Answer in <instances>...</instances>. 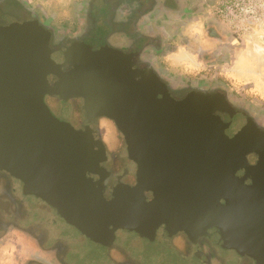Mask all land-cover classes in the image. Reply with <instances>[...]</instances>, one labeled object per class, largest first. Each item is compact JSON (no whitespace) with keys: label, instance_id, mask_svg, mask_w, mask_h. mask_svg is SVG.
Instances as JSON below:
<instances>
[{"label":"water","instance_id":"1","mask_svg":"<svg viewBox=\"0 0 264 264\" xmlns=\"http://www.w3.org/2000/svg\"><path fill=\"white\" fill-rule=\"evenodd\" d=\"M48 40L36 21L0 26V170L100 244L118 229L153 239L160 226L194 236L216 228L223 246L264 264V132L249 118L238 128L214 120L235 113L219 93L175 99L117 49L75 42L64 52L73 68L62 71ZM45 95L82 98L84 129L56 118ZM98 116L113 120L136 163L135 183L117 182L108 198L105 147L89 128Z\"/></svg>","mask_w":264,"mask_h":264},{"label":"clouds","instance_id":"2","mask_svg":"<svg viewBox=\"0 0 264 264\" xmlns=\"http://www.w3.org/2000/svg\"><path fill=\"white\" fill-rule=\"evenodd\" d=\"M136 21L144 44L133 64L150 71L170 92L219 93L264 131V0H147ZM32 19L49 28L87 26L91 0H20ZM140 0H122L126 20ZM147 18V23H145ZM132 64V65H133ZM136 70V68H133ZM137 79H140L137 76ZM0 227V264H59L41 245L40 232L20 218Z\"/></svg>","mask_w":264,"mask_h":264},{"label":"flooded vegetation","instance_id":"3","mask_svg":"<svg viewBox=\"0 0 264 264\" xmlns=\"http://www.w3.org/2000/svg\"><path fill=\"white\" fill-rule=\"evenodd\" d=\"M121 2L122 0H91V5L87 12V26L82 30V34L75 35L74 33L81 32L79 26L49 28L45 26V23L32 19L21 5L20 0H0V26L12 22L36 21L49 33L48 47L50 58L56 64V67L57 64H61V70L68 71L73 68V64L65 59L64 52L67 47L75 42L83 43L92 50L109 47L124 53L130 50V44L132 51L139 49L144 44V38L137 31L136 21L149 6V3L147 0H140V7L135 9L126 20H118L116 8ZM128 5H131V0H128ZM144 22L147 23V18H145ZM129 54L134 63L133 54ZM133 67L140 68L137 64H133ZM47 79L50 84H53L57 81V76L48 74ZM169 93L175 99H180L188 92H182L179 96H176L177 93L175 92L169 91ZM56 97L58 96L56 95ZM72 98H77L83 103L80 97ZM69 99H60V101L68 102ZM227 103L235 111L232 116H236L239 122L238 126L244 124L245 120L249 118L246 113L228 101ZM215 116H218L223 122L234 123L232 116L225 111H216L214 113L212 118L217 120ZM55 117L57 118V116ZM59 120L63 121L62 119ZM104 120L112 123L119 136L113 120L105 116L96 117V121L92 122L89 128L93 138L100 140L103 145V138L106 133ZM72 126L76 129H84L85 116L83 110L79 124ZM119 140L122 141L120 136ZM120 146L123 152L119 150L118 153H115L110 158L107 157L105 148L106 159L100 163L109 172L108 174H103L104 180H108L104 190V195L107 198L112 185L119 181L133 185L136 180V163L128 157L127 151L124 150L123 146ZM247 158L248 162L253 164L257 157L252 153ZM243 172V169H240L236 174L240 176ZM87 176L92 177L93 180L100 179V176L96 173H87ZM246 180L247 183L250 182V179ZM21 186L22 183L19 180L0 170V227L6 226L5 221L20 218L23 223L33 225L34 230L40 232L41 245L48 251L55 252L59 264H69L64 261V257L67 255L70 246L64 243L62 231L57 232V217L60 216L56 214L57 212H54V208L40 198L35 196L36 198L34 199H26L24 196L30 194L22 193L20 190ZM138 236L151 243L156 241L154 242L156 244H168L167 246L169 247L167 248L174 250L173 252L171 250L167 251L168 254L164 258L150 259L138 256L125 258L122 256V253H125L122 249L113 250L111 253L108 252L114 240L108 246L97 242L106 249V256H100L101 258L98 259L97 264H257L249 256L242 255L233 249L223 246L216 228L210 229L208 234L194 236L188 235L184 231L171 234L165 230L164 226H160L153 239H148L139 234ZM127 255L130 256V253H127Z\"/></svg>","mask_w":264,"mask_h":264},{"label":"rangeland","instance_id":"4","mask_svg":"<svg viewBox=\"0 0 264 264\" xmlns=\"http://www.w3.org/2000/svg\"><path fill=\"white\" fill-rule=\"evenodd\" d=\"M176 96L182 92H175ZM44 102L49 107L50 111L57 116V118L67 121L72 125H78L80 122V115L82 112L83 103L77 98H70L68 102H62L56 95H45ZM106 133L104 134L103 142L106 148L107 157H112L121 149L120 145L126 150L125 142L122 134L118 131L122 141L119 140L117 131L114 129L111 122L104 120ZM117 129V128H116ZM118 130V129H117ZM22 192V186H21ZM23 193V192H22ZM26 199H34L35 196L26 195ZM54 211V210H53ZM56 212V211H54ZM57 214V213H56ZM62 231V238L64 243L70 246L64 261L69 264H97V261L102 256H106V249L104 246L98 244L95 240H91L86 236L80 234L73 226L68 225L60 217H57V232ZM149 239V238H148ZM156 242V241H154ZM149 242L144 238L138 236L134 231L118 229L115 232V238L109 253L116 249H122L125 253L122 256L140 257V258H164L168 254L167 251L172 248H167L168 244H156ZM164 246V247H162ZM121 251V250H120ZM121 251V252H122ZM130 253V256L127 253ZM101 256V257H100Z\"/></svg>","mask_w":264,"mask_h":264},{"label":"bare ground","instance_id":"5","mask_svg":"<svg viewBox=\"0 0 264 264\" xmlns=\"http://www.w3.org/2000/svg\"><path fill=\"white\" fill-rule=\"evenodd\" d=\"M232 121L234 122V123H231L233 126H235L236 128H238V127H241L242 125H239L238 126V124H239V122L237 121V118H236V116H232Z\"/></svg>","mask_w":264,"mask_h":264},{"label":"trees","instance_id":"6","mask_svg":"<svg viewBox=\"0 0 264 264\" xmlns=\"http://www.w3.org/2000/svg\"><path fill=\"white\" fill-rule=\"evenodd\" d=\"M147 195L150 196V193H148Z\"/></svg>","mask_w":264,"mask_h":264}]
</instances>
